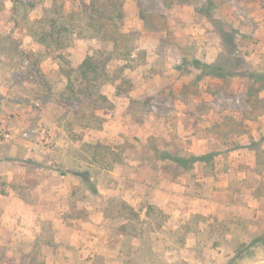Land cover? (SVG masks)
I'll use <instances>...</instances> for the list:
<instances>
[{"label":"rangeland","instance_id":"374dc122","mask_svg":"<svg viewBox=\"0 0 264 264\" xmlns=\"http://www.w3.org/2000/svg\"><path fill=\"white\" fill-rule=\"evenodd\" d=\"M107 1L0 0V264H264V0Z\"/></svg>","mask_w":264,"mask_h":264},{"label":"trees","instance_id":"16d2710c","mask_svg":"<svg viewBox=\"0 0 264 264\" xmlns=\"http://www.w3.org/2000/svg\"><path fill=\"white\" fill-rule=\"evenodd\" d=\"M114 0L107 1L109 5L113 4ZM113 6V5H112ZM114 7V6H113ZM116 9V6H115ZM200 158L192 157V158H184V157H176L170 159V161L174 162L178 166H181L184 169H191L193 168V165L196 161H198ZM210 161V160H209Z\"/></svg>","mask_w":264,"mask_h":264}]
</instances>
